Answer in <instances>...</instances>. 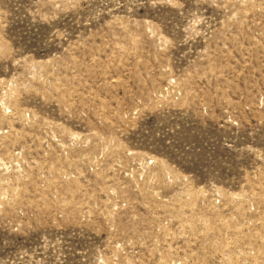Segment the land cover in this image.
<instances>
[{
  "label": "rangeland",
  "instance_id": "rangeland-1",
  "mask_svg": "<svg viewBox=\"0 0 264 264\" xmlns=\"http://www.w3.org/2000/svg\"><path fill=\"white\" fill-rule=\"evenodd\" d=\"M0 264H264V0H0Z\"/></svg>",
  "mask_w": 264,
  "mask_h": 264
}]
</instances>
